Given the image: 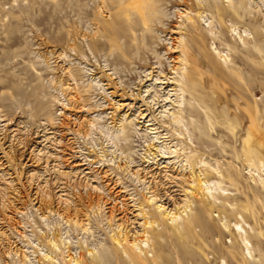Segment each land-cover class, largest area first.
I'll list each match as a JSON object with an SVG mask.
<instances>
[{
  "label": "rangeland",
  "instance_id": "rangeland-1",
  "mask_svg": "<svg viewBox=\"0 0 264 264\" xmlns=\"http://www.w3.org/2000/svg\"><path fill=\"white\" fill-rule=\"evenodd\" d=\"M132 1L0 0V264H264V0Z\"/></svg>",
  "mask_w": 264,
  "mask_h": 264
},
{
  "label": "bare ground",
  "instance_id": "bare-ground-1",
  "mask_svg": "<svg viewBox=\"0 0 264 264\" xmlns=\"http://www.w3.org/2000/svg\"><path fill=\"white\" fill-rule=\"evenodd\" d=\"M103 1L105 2V0H101V5L99 7L100 10H101V6L103 7L105 4ZM158 1L159 0H137V2H136L133 0L132 3L128 5L130 7V10L129 9L124 10V8H126V6L123 5L124 6L123 10L120 13L123 16H125V14H127L129 11L131 14L128 13V16H130V15L134 16L135 14H137V18L139 21V23H137V27L139 28L140 32L142 29V30H144V33H145L146 31L151 30V27H150L151 23H154V21H156V20L158 21L160 19L158 8H157L158 7L157 6ZM244 1L249 2L252 0H244ZM106 2H107V0H106ZM228 4H229L228 7L231 10L233 8V4L232 3H228ZM120 7H122V6H120ZM120 7H118V9ZM209 8L213 9L217 15H219L221 13L224 14V11H225V10H223V12H222V10H220L216 5H212V4L209 5ZM197 14H199V13H197ZM117 24H119V23H117ZM215 28H216L215 22H214L213 18H210V21L208 22V30L206 31L207 35L214 37L213 31ZM130 32L132 33V31H130ZM133 33H134V31H133ZM144 33L141 35L142 36L141 42L144 41ZM243 33H244V39H249V35L247 34V32L243 31ZM238 39L242 42L240 44H242V46H244L245 44L243 42V39H241V36H239ZM263 41H264L263 34L257 33L255 36V39H253V43L256 44L255 52L250 51L249 53L245 54L246 56H249V54H250V56H249L250 58H246V57H242V56H240V58L236 57L235 59L237 60V62L240 61V64L243 65L244 67H246L247 69H249L250 71H252L253 66L258 67L259 63L264 64V43H262ZM260 43H261L262 48L258 47L260 45ZM214 50H215V48H214ZM215 52H216V50H215ZM216 56L219 57V59H221L224 64H226V61L228 60L227 55H225V57H223V56H220V54L217 52ZM241 57H242V59L248 60V61L245 62L244 60L241 59ZM261 66H263V65H261ZM261 70L263 71V69H261ZM255 71L256 72H254V74L257 76H259V75L262 76V80H264V74L259 73V69H255ZM239 80H240V82L243 81L241 75L239 77ZM242 86L244 88L243 84H242ZM252 110L254 112V115L256 116L258 114L257 104L254 103V107ZM250 116L251 115H248L250 127H248V129H247L246 138L243 141L244 163H246L248 165V168L252 169L254 172L255 171L257 172L259 170L264 171V156L260 155V151L258 150V148L262 147L261 142L264 140V137L263 136L258 137L259 135L256 134L258 123H256L254 116H253L254 118H250ZM175 119L176 118H174V121H175ZM172 121H173V119H172ZM197 183L199 185V182H197ZM260 184H261V188L264 190V180H262ZM199 187H200V185H199ZM199 187H198V189H199ZM214 190H217L218 192H222L223 193L222 195L224 197L227 196L226 194H224L225 191H223L220 188L219 183L215 184ZM235 228H236V230H238L237 226H235ZM241 230L242 229L240 228V231ZM145 243H146V241L142 244L145 245ZM243 244L245 245L246 250H248L247 249L248 243L244 242ZM248 255H249V253H248ZM134 259L139 260L137 262V264H143L144 262H146V260H140L137 256H134L133 260ZM206 260H208V259L206 258Z\"/></svg>",
  "mask_w": 264,
  "mask_h": 264
}]
</instances>
